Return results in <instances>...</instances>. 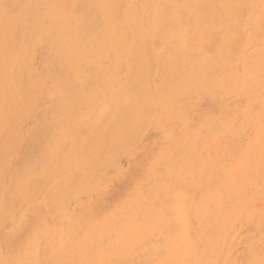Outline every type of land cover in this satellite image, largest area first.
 Here are the masks:
<instances>
[{
    "label": "rangeland",
    "instance_id": "obj_1",
    "mask_svg": "<svg viewBox=\"0 0 264 264\" xmlns=\"http://www.w3.org/2000/svg\"><path fill=\"white\" fill-rule=\"evenodd\" d=\"M0 187V264H264V0H0Z\"/></svg>",
    "mask_w": 264,
    "mask_h": 264
},
{
    "label": "bare ground",
    "instance_id": "obj_2",
    "mask_svg": "<svg viewBox=\"0 0 264 264\" xmlns=\"http://www.w3.org/2000/svg\"><path fill=\"white\" fill-rule=\"evenodd\" d=\"M169 4V3H168ZM121 5V4H120ZM122 7V6H121ZM118 12V11H117ZM185 12V11H184ZM184 14V13H183ZM209 30V29H208ZM209 32V31H208ZM208 35V34H207ZM124 38H126L125 36H123ZM124 38H123V40L122 41H124ZM122 44V43H121ZM228 46V45H227ZM230 46V45H229ZM225 47H226V45H225ZM231 47V46H230ZM230 49V48H229ZM234 50H236V49H234ZM226 51V50H225ZM227 51H228V49H227ZM228 53H229V51H228ZM228 55V54H227ZM120 59V58H119ZM231 61V60H230ZM188 92V91H187ZM144 104V103H143ZM151 109V108H150ZM153 111V110H152ZM105 117V116H104ZM105 121V120H104ZM93 122V121H92ZM145 122V121H144ZM103 123V122H102ZM98 127V126H97ZM78 130H80V129H78ZM129 139V138H128ZM130 139H132V138H130ZM124 145H125V142L123 143ZM123 145V146H124ZM103 148V147H102ZM102 150V149H101ZM104 150V149H103ZM98 152V151H97ZM59 153V152H58ZM99 155H100V153H98ZM98 157V156H97ZM97 157H96V159H97ZM101 158V157H100ZM103 159V158H102ZM108 164V163H107ZM70 168V167H69ZM58 175V174H57ZM98 176V175H97ZM100 176V175H99ZM102 177V176H101ZM96 178V177H95ZM40 179V178H39ZM39 181V180H38ZM50 181V180H49ZM39 183V182H38ZM33 185V184H32ZM1 188V187H0ZM34 191V190H33ZM76 192V191H75ZM36 193V192H35ZM36 254V253H35ZM184 262V261H183Z\"/></svg>",
    "mask_w": 264,
    "mask_h": 264
}]
</instances>
